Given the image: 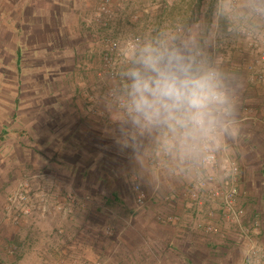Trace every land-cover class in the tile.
I'll return each mask as SVG.
<instances>
[{"label": "rangeland", "instance_id": "374dc122", "mask_svg": "<svg viewBox=\"0 0 264 264\" xmlns=\"http://www.w3.org/2000/svg\"><path fill=\"white\" fill-rule=\"evenodd\" d=\"M240 14L264 20V0H0V264H264V100L231 101L215 161L183 171L164 128L120 105L130 42L187 44L220 72L208 32L253 30Z\"/></svg>", "mask_w": 264, "mask_h": 264}, {"label": "clouds", "instance_id": "9594fccd", "mask_svg": "<svg viewBox=\"0 0 264 264\" xmlns=\"http://www.w3.org/2000/svg\"><path fill=\"white\" fill-rule=\"evenodd\" d=\"M123 53L131 61L124 75L136 122L166 129L182 154L212 150L228 129L225 115L232 110L220 72L187 44L130 42Z\"/></svg>", "mask_w": 264, "mask_h": 264}, {"label": "crops", "instance_id": "0c3cea01", "mask_svg": "<svg viewBox=\"0 0 264 264\" xmlns=\"http://www.w3.org/2000/svg\"><path fill=\"white\" fill-rule=\"evenodd\" d=\"M230 21H234V20H230ZM215 23L216 22L212 24L213 28L210 29L208 32V33L214 32L212 33V37H209V38H214V40H210V41L215 42V43L213 42L211 43L213 44L214 49L211 47L209 50L211 52V55L214 57L216 56L215 53L219 52L221 60L224 61L221 65H218V69L221 72L223 81L227 87L228 86L233 87L239 84L240 82L243 83V85H246L245 87H247V89H245L239 95L238 94L229 95L231 98V101H240L244 99L251 100L254 98L264 100V83H261L253 79V75L256 72L264 74V60L261 59L262 54H264V50L260 48L259 46H258L259 48L258 50L254 49L250 45L249 37L247 36L246 32H244V30L243 31L232 30L233 28L236 29L237 27L229 26L228 33H226L222 27L220 28V31H219V28H217L218 34L215 35V32H216L214 31ZM237 24H239L240 27L247 26L249 28L250 27L254 28L253 30L248 29V31H253L255 33L260 32L261 29L264 28V20L256 16L254 17L253 15H251V17L250 16L243 17L240 14L238 19L236 18V22L233 25H237ZM240 27H238V29H240ZM249 65L255 66L253 72L249 70ZM149 127L150 126L148 125V128ZM158 132L161 137L163 136L162 138H159L158 136V142L162 141L163 138H167V136H169V133L166 131V129H161V131L158 130ZM152 147L150 148V150L152 149ZM173 147L175 146L173 145ZM150 154H152L151 151H150ZM173 154H174L177 165H179L182 171L185 169H191L192 167L190 166L192 164L191 161H194L196 159L195 155L182 154L181 151L178 149V147H175L173 149ZM162 158H163L162 154L158 155L159 161L157 164L159 165L157 166H166L164 162L165 160H163ZM160 169L161 168L157 169L158 172L160 171ZM158 172L152 170V172H149V173H151L153 177L157 178ZM191 173L193 174L194 172L191 171L190 174ZM169 197L172 199V202H174V196H167V198ZM161 208H162L161 205L158 206V208L154 206L152 208L150 207L147 211L149 220L153 218L155 213L158 212V209H161ZM196 224L197 223H194L195 227L198 228Z\"/></svg>", "mask_w": 264, "mask_h": 264}, {"label": "built area", "instance_id": "2783aa9c", "mask_svg": "<svg viewBox=\"0 0 264 264\" xmlns=\"http://www.w3.org/2000/svg\"><path fill=\"white\" fill-rule=\"evenodd\" d=\"M231 4L234 6L236 4V0H231ZM262 17L264 18V15ZM178 30L181 31V29H178ZM246 34L249 37L250 45L254 49L258 50L259 49L258 46H259L260 48H262L264 50V36H263L264 34L255 33L253 31H248V32H246ZM261 59L264 60V55L262 56ZM254 68H255L254 65H249V70L251 72L254 71ZM253 79H255L256 81H259L261 83H264V74L259 73V72H256L253 75ZM120 105H122V106H128L129 104L126 103V102H124V101H121L120 102ZM160 148L162 149V151H163V153H164L165 156H169L170 155V153H169L168 150L164 149L163 147H160ZM215 159H216V155H215L213 149L210 150V151H208V152H205L204 155H203V162L204 163H212V162L215 161ZM233 171L234 172L232 174L233 175L232 176V178H233L232 180H236V177H237L236 175L238 174V169L235 167L233 169ZM137 189L139 190V188H137ZM236 194H237V191L233 189L228 196H230V195L231 196H234ZM228 196H227L226 201H225L226 208L227 207H230L232 205V203H231V201H230V199H229ZM18 198L21 199V200H25L26 199L25 195H23V194H20L18 196ZM145 200H146L145 195L142 194V193H140V192H138L137 201L139 203L144 204L145 203ZM167 200H169V202L173 204L172 199L170 197L167 198ZM10 202L11 203H14V200L11 199ZM11 207H13V205H11ZM242 213L243 212H241V211L235 212L236 218L237 219L240 218L241 215H242ZM158 219H159V221L161 223L166 224V223H174L178 218L176 216H174V215H158ZM259 227H260V222L257 220V221H255L253 223L252 226L242 228L241 229V232H240L242 238L249 239L250 242L253 243V247L258 244V240L259 239H258V237H256V235L260 234ZM205 228L209 232H213V233H219L220 232V230L213 223H211V222H209L208 224H206L205 225ZM16 251H17V248L15 246L14 247L11 246V247L8 248V252L10 254H14Z\"/></svg>", "mask_w": 264, "mask_h": 264}]
</instances>
